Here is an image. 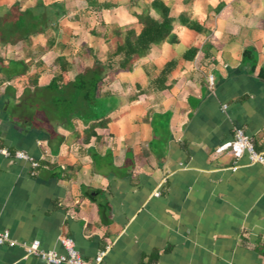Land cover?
<instances>
[{"label": "crops", "instance_id": "1", "mask_svg": "<svg viewBox=\"0 0 264 264\" xmlns=\"http://www.w3.org/2000/svg\"><path fill=\"white\" fill-rule=\"evenodd\" d=\"M24 1L21 10L38 0H0V7ZM163 1L171 16L197 21L201 30L175 21L177 42L152 45L128 71L132 82L120 83L119 91L106 88L119 104L107 127L87 139L79 120L72 131L57 128L64 137L58 144L5 119L7 84L17 96L35 75L38 85L48 84L59 55L67 56L71 78L81 72L71 73L66 42L57 36L39 58L33 36L0 45L5 63L29 65L0 85V148L23 150L39 162L33 173L28 162L0 155V231L17 242L0 245V264H44L21 244L39 240L42 249L64 253V236L88 261L102 253L101 264H264V166L229 148L217 151L236 129L257 149L264 144V0ZM61 21L59 36L66 32ZM196 44V56L185 59ZM10 48L21 56L4 57ZM246 48L253 49V69L243 60ZM171 60L168 87L151 88ZM166 112L168 122L153 129L152 115Z\"/></svg>", "mask_w": 264, "mask_h": 264}, {"label": "trees", "instance_id": "2", "mask_svg": "<svg viewBox=\"0 0 264 264\" xmlns=\"http://www.w3.org/2000/svg\"><path fill=\"white\" fill-rule=\"evenodd\" d=\"M93 10L110 9L115 6L111 2L87 0ZM67 11L61 2L45 4L38 0L33 7L21 10L19 3L10 7H0V45L14 44L19 41L28 42L32 36L52 29L58 32V22ZM138 26L129 27L124 31L113 30L109 38L112 49L108 51L105 61L95 58L91 66L85 67L71 78L69 76V61L67 56L57 57L58 72L52 76L48 84L40 86L35 75L17 96L12 85L4 87L2 103L5 107V119L15 120L23 130H37L46 133L49 138L57 139L58 144L64 137L57 133V128L74 130V121L79 120L87 126L84 136L95 135L96 128H105L110 122L108 115L118 106V97L104 92L101 86L109 75V71L117 69L132 71L136 62L146 56L152 45L175 43L177 35L173 32L177 21L191 30L199 32L201 24L180 15L174 18L170 7L163 0H151L140 12H136ZM55 39L52 40L53 44ZM199 50V45H193L184 53L185 59H193ZM249 54V56H247ZM243 60L251 63V69L256 65L252 48L243 52ZM175 66V61H168L159 74L151 79L150 87L163 90L168 87L167 75ZM28 63L23 60L4 62L0 57V85L16 77L26 74ZM137 95L131 97L136 99ZM169 114H153L151 123L156 130L157 121L167 123ZM50 143V140H49ZM12 150L11 152H14ZM56 151V148H55Z\"/></svg>", "mask_w": 264, "mask_h": 264}, {"label": "rangeland", "instance_id": "3", "mask_svg": "<svg viewBox=\"0 0 264 264\" xmlns=\"http://www.w3.org/2000/svg\"><path fill=\"white\" fill-rule=\"evenodd\" d=\"M33 1V0H31ZM30 1V2H31ZM47 4L51 0H44ZM64 4L65 9L69 15L67 18H62L61 23L66 27V32L59 34L52 29L47 30L46 33L34 35L32 42L40 45V50L33 51L36 58L42 56L41 51L50 47L53 39L64 40L67 45L65 53L72 54L74 57V71H83L85 67L91 66L98 58L105 61L108 51L112 49V42L109 38L113 36V30L124 31L129 27L137 28L138 23L135 17L136 12H140L142 8L148 5L151 0H97L98 2H111L115 6L110 9L93 10L87 8V0H60ZM24 1L20 8L25 6ZM71 19V20H69ZM29 51V49L27 50ZM25 52V51H24ZM4 57H19L21 52L19 48H10L4 50ZM53 57V56H52ZM133 77L128 71L111 70L101 86V94L106 88L113 91H119L123 86L120 83L126 84L132 82ZM133 87V83H130Z\"/></svg>", "mask_w": 264, "mask_h": 264}, {"label": "built area", "instance_id": "4", "mask_svg": "<svg viewBox=\"0 0 264 264\" xmlns=\"http://www.w3.org/2000/svg\"><path fill=\"white\" fill-rule=\"evenodd\" d=\"M208 82L212 84V76L208 77ZM227 148L231 149L233 155L236 158L246 154L250 162L258 163L264 166V144L261 146V148L257 149L254 142L242 129H236L234 132V139L230 142L221 144L217 148V151H222ZM0 155L6 158L28 162L33 173L39 167L38 160L23 150H15L14 152H11L8 148L3 147L0 148ZM16 243V241L11 239L8 230L0 231V245L8 244L13 246ZM60 243L65 250L64 253H59L54 249H42L39 240H33L27 244L22 243L21 245L24 247L27 256H37L43 260L44 264H101L102 262V253L97 255L93 262L84 259L75 249L73 240L70 237H61Z\"/></svg>", "mask_w": 264, "mask_h": 264}]
</instances>
